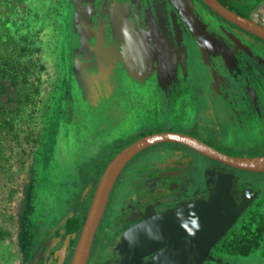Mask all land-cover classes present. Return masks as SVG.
I'll return each instance as SVG.
<instances>
[{
    "label": "flooded vegetation",
    "instance_id": "1",
    "mask_svg": "<svg viewBox=\"0 0 264 264\" xmlns=\"http://www.w3.org/2000/svg\"><path fill=\"white\" fill-rule=\"evenodd\" d=\"M184 1V6L168 3L167 15L174 14L176 25L181 27L190 45L185 48L193 47L192 54L184 55V47L176 42L156 41L155 55L165 78L166 94L172 93L176 77L182 72L198 87L194 119L138 129L126 139L115 141L78 200L69 203L62 213L33 223L20 264H71L102 172L116 153L144 135L180 132L228 155L264 154V40L226 20L203 0ZM218 1L253 20V0ZM143 2L80 0L84 9L78 11L79 18L86 24V37L91 42L85 45L84 52L77 49V61L88 75L94 76L110 66V56L116 58L124 49L129 41L122 33L126 24L131 25L133 34L145 27L152 28ZM204 14L214 19L213 27L205 21ZM203 47L206 56L200 64L209 67L206 74L196 72L197 64L193 60L195 55H203ZM238 135L252 141L239 144L234 139ZM215 169L233 177L236 192L250 186L258 191L236 224L263 195L264 185L259 186L248 171L226 165L179 142H160L135 154L120 170L109 191L84 264H114L121 256L118 244L125 231L154 214L205 196L209 188L207 176ZM151 257L152 254L145 255L141 262Z\"/></svg>",
    "mask_w": 264,
    "mask_h": 264
},
{
    "label": "rangeland",
    "instance_id": "2",
    "mask_svg": "<svg viewBox=\"0 0 264 264\" xmlns=\"http://www.w3.org/2000/svg\"><path fill=\"white\" fill-rule=\"evenodd\" d=\"M143 3L152 28L146 30L145 27L133 34L131 25L126 24L122 33L129 41L116 58L110 56V66L94 76L88 75L77 61V49L84 52L85 45L91 42L86 37V24L78 14L84 7L80 0H66L60 10L56 39L50 41L48 55L44 57L48 68L45 91L53 82L56 90L47 104L45 122L38 121L35 142L28 138L25 141L28 143H24L28 149L38 150L36 180L28 194L31 217L27 228L22 227L19 245L16 246L9 237L0 238V264H20L28 248L33 223L48 220L51 215L62 213L69 203L77 201L115 141L126 139L138 129L194 119L198 87L182 72L176 77L171 90L173 94H166L165 78L155 55L156 41L176 42L188 47L189 42L181 27L176 25L174 14L167 15L168 3L183 5L185 1L144 0ZM200 8L205 13L201 4ZM252 16L264 26V0L255 8L253 6ZM204 19L214 26L213 18L204 14ZM184 48V55L192 54L193 47ZM201 52L203 55H195L193 60L197 64L196 72L206 74L210 72L209 67L206 63L200 64L206 56L204 47ZM234 139L239 144L252 141L250 137L240 135ZM248 174L259 186L264 185V172L248 171ZM26 200L27 196L17 205L18 214L23 212ZM263 228L264 187L263 195L253 208L212 248L211 252L222 259H207L203 264H230L229 261L257 264L253 262L264 261V234H260L262 230L264 232Z\"/></svg>",
    "mask_w": 264,
    "mask_h": 264
},
{
    "label": "water",
    "instance_id": "3",
    "mask_svg": "<svg viewBox=\"0 0 264 264\" xmlns=\"http://www.w3.org/2000/svg\"><path fill=\"white\" fill-rule=\"evenodd\" d=\"M213 11L264 40V26L231 11L218 0H203ZM179 142L240 170L264 172V154L228 155L180 132L162 131L144 135L116 153L98 181L71 264H84L91 240L104 211L109 191L123 166L144 148L160 142ZM208 192L176 207L154 214L122 235L120 258L114 264H203L222 259L212 248L252 203L258 191L246 187L236 192L233 177L215 169L208 176ZM152 257L141 262L142 257Z\"/></svg>",
    "mask_w": 264,
    "mask_h": 264
},
{
    "label": "trees",
    "instance_id": "4",
    "mask_svg": "<svg viewBox=\"0 0 264 264\" xmlns=\"http://www.w3.org/2000/svg\"><path fill=\"white\" fill-rule=\"evenodd\" d=\"M65 4L66 0H0V238L9 237L16 246L22 227L29 224L28 194L37 174L38 150L24 143L28 138L35 142L38 121L45 122L56 90L53 82L45 91L44 57L56 39ZM26 196L18 214L17 205ZM255 262L264 264L263 259Z\"/></svg>",
    "mask_w": 264,
    "mask_h": 264
}]
</instances>
